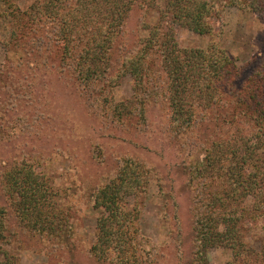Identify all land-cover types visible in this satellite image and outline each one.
I'll list each match as a JSON object with an SVG mask.
<instances>
[{"label":"rangeland","instance_id":"1","mask_svg":"<svg viewBox=\"0 0 264 264\" xmlns=\"http://www.w3.org/2000/svg\"><path fill=\"white\" fill-rule=\"evenodd\" d=\"M42 1L47 2L0 0V210L6 214L8 239L1 240L8 256L6 260L0 258V264H108L90 254L101 213L93 207V198L125 158L142 162L150 171L147 190L137 200V226L151 264L260 263L256 257L236 262L230 249L217 247L209 248L206 261L199 263L194 258L191 209L199 191L209 195L210 187L202 189L193 172L205 163L206 152L215 142L230 141L233 146L222 149L234 151L229 162L234 167L243 148H247V139L259 156L264 155L263 128L251 126L255 116L243 105L234 106L235 102L245 101L241 91L263 65L264 15L252 12L244 3L233 6L227 4L229 0H208L218 10L209 34L199 35L164 20L179 50L205 51L214 44L224 50L239 71L234 88L229 91L231 83L221 89L236 111L219 108L209 114L199 108L192 114V125L179 129L169 119L164 88L145 101L142 116L120 118L114 112L133 94L130 76L115 78L126 53L122 50H132L147 37L148 31L142 25H155L160 18L157 9L144 11L135 6L123 24V36L111 54L106 77L82 83L68 75L64 80L59 78L62 50L56 34L58 23L42 16L37 25L30 16L31 8ZM69 3L72 5L74 0ZM163 5L157 4L160 8ZM155 54L158 64L160 50ZM243 111L245 118L240 115ZM231 114L244 126L242 133H235L234 122L229 121ZM209 121L221 129L208 127ZM225 132L228 134L223 135ZM21 160L39 163L33 165L53 190L58 211L68 219L62 224L66 238L41 239L20 224L1 177L5 169ZM224 173L221 166L220 175ZM220 177L219 182L223 179ZM208 181L206 186L211 185ZM227 190L226 185L219 186L218 194L226 198ZM261 190L264 199V187ZM236 193L237 209L250 219L244 224L243 240L259 252L264 242V220L251 215L264 212V208L259 209L252 194L245 197L241 190ZM126 202L130 208L135 204L132 198ZM52 245L57 248L52 250Z\"/></svg>","mask_w":264,"mask_h":264},{"label":"trees","instance_id":"2","mask_svg":"<svg viewBox=\"0 0 264 264\" xmlns=\"http://www.w3.org/2000/svg\"><path fill=\"white\" fill-rule=\"evenodd\" d=\"M69 1H42L30 11L32 21L37 25L42 16L50 22L52 19L58 23L56 34L62 50L58 72L62 80L68 75L71 80L92 83L106 77L112 64L111 54L123 36V24L130 12L137 5L144 11L157 9L160 13L157 24L142 25L148 31L147 37L141 39L132 50L123 49L122 45L121 49L126 53L115 78L130 76L133 80V94L125 104L120 103L121 108L114 112L120 118L140 116L143 107L147 105L145 101L156 90L164 88L169 119L176 128L192 125L193 116L199 108L210 114L219 108L236 111L234 106L241 104L245 111L255 116L253 120L249 119L251 126L255 124L258 130H264V61L262 67L259 66L260 69L250 78V83L249 79L241 91L245 101L235 102L232 107L225 100L221 89L232 83L231 91L239 71L224 50L214 44L209 45L205 51L179 50L170 27L164 26V20L167 19L196 34H209L218 13L214 3L208 0H141L139 3L137 0H74L71 5ZM159 2L164 4L163 8L157 6ZM241 3L252 12L264 15V0H229L227 4L239 6ZM159 50L161 60L155 64V53ZM245 114L244 111L240 113L244 118ZM230 120L234 122L235 133H242L244 126L238 119H234L231 114ZM207 126L221 129L210 121ZM244 144L247 148H243L234 167L229 164L234 151L223 150V147L233 145L226 139L218 140V144L215 142L206 152L205 163L193 172L202 189L210 187L209 195L200 191L197 193L191 209L192 241L196 252L194 258L199 263L206 261L209 248L217 247L230 249L236 262L241 258L256 257L260 260L258 264H264V242L260 251L256 252L243 240L244 224L250 219L243 215V210L237 209L238 198L234 197L238 190L245 197L252 194L261 206L259 209L264 208L261 196L264 187V155L259 156L248 139ZM217 146L218 151L215 150ZM33 163L39 164L21 160L5 169L1 177L2 188L26 230L39 235L41 239H64L66 230L63 225L68 221L66 214L58 211L53 190ZM221 166L225 172L222 176ZM149 174L150 171L142 162L125 158L121 160L117 173L96 190L93 207L101 213L96 220L95 242L90 249L91 257L95 260L106 261L108 264H151L137 226L140 214L137 200L147 190ZM220 176L223 179L219 182ZM207 180L210 186H206ZM215 184L216 187H211ZM224 185L228 187L226 198L218 194V187ZM128 198L135 202L132 208L127 205ZM251 216L256 219L262 216L264 220V212ZM5 217L6 214L0 210V258L4 260L8 256L1 245L2 239L8 240ZM56 248L55 245L51 246L52 250Z\"/></svg>","mask_w":264,"mask_h":264}]
</instances>
